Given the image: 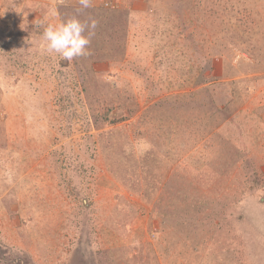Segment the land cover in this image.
I'll use <instances>...</instances> for the list:
<instances>
[{"label":"rangeland","instance_id":"obj_1","mask_svg":"<svg viewBox=\"0 0 264 264\" xmlns=\"http://www.w3.org/2000/svg\"><path fill=\"white\" fill-rule=\"evenodd\" d=\"M50 9L89 55L44 51ZM79 9L0 0V264H264V0Z\"/></svg>","mask_w":264,"mask_h":264},{"label":"clouds","instance_id":"obj_2","mask_svg":"<svg viewBox=\"0 0 264 264\" xmlns=\"http://www.w3.org/2000/svg\"><path fill=\"white\" fill-rule=\"evenodd\" d=\"M80 9L86 10L92 7V0H78ZM58 13L55 9H50L44 19L48 20L44 27L42 37L44 42V51L48 54H57L62 60L71 62L76 57L89 55L88 45L91 42V36L95 34L97 21H81L78 16H73L67 20L52 22L57 18ZM88 35H85V32Z\"/></svg>","mask_w":264,"mask_h":264},{"label":"trees","instance_id":"obj_3","mask_svg":"<svg viewBox=\"0 0 264 264\" xmlns=\"http://www.w3.org/2000/svg\"><path fill=\"white\" fill-rule=\"evenodd\" d=\"M85 21H89V19H87V17H86V20ZM100 108H104V106H102V107H100ZM99 108V109H100ZM112 107L110 106V109H111ZM109 109V106L108 107H106L104 110H108ZM103 109L99 112V113H104L105 111H104ZM106 113V112H105ZM104 113V114H105ZM113 122L115 121L116 122V119L115 120H112ZM140 155H142V154H140ZM113 158H115V160H113V161H110L109 162V171L113 174V175H115L117 178H119V179H121L122 181L123 180H125L124 178L125 177H123L122 175H123V168H124V170H126V169H128V168H126L125 167V164L124 163H122L121 161H119V159L118 158H116V157H113ZM139 159H140V161H139V166H141V171H142V173L143 174H145L146 175V173L147 174H149V175H151V174H153V175H155V173H156V168H157V165H155V164H158V160H157V156H153V158L150 156V153L147 155V156H140L139 157ZM152 162H153V166H152ZM148 164H150V166H151V168H147L146 169V165H148ZM182 164H183V166H182V168L183 169H186V167H185V164L182 162ZM142 166H144V168L142 167ZM146 169V170H145ZM136 180V179H135ZM156 182H157V179H156ZM134 183H136V182H133V183H129L128 184V186L130 187V188H132L133 186H134ZM161 183V182H160ZM151 185H154V180L151 182ZM132 186V187H131ZM147 188V187H146ZM193 207V204H192V202L191 201H189L188 199H186V196H184L183 197V206H182V211L184 212V213H188V211L191 209ZM111 261H108V264H111L110 263ZM116 264H118V262L116 263Z\"/></svg>","mask_w":264,"mask_h":264}]
</instances>
